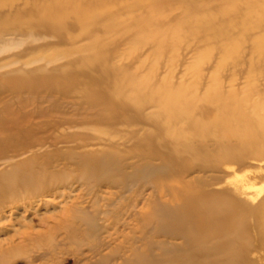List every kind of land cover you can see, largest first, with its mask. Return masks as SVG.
<instances>
[{"label":"rangeland","instance_id":"obj_1","mask_svg":"<svg viewBox=\"0 0 264 264\" xmlns=\"http://www.w3.org/2000/svg\"><path fill=\"white\" fill-rule=\"evenodd\" d=\"M225 166L264 182V0H0V264L179 263L201 202L247 263Z\"/></svg>","mask_w":264,"mask_h":264},{"label":"bare ground","instance_id":"obj_2","mask_svg":"<svg viewBox=\"0 0 264 264\" xmlns=\"http://www.w3.org/2000/svg\"><path fill=\"white\" fill-rule=\"evenodd\" d=\"M226 169L231 170V175L225 177L221 182L215 183L211 188L213 191L224 192L225 188H229L234 193L242 196L246 206L253 207L249 221L264 220V182L256 184L253 182L249 175V169L244 168L240 171H235L233 167L225 166ZM17 169H12L8 173L1 175L0 192L11 188L16 184L25 185L29 179L27 174L18 175ZM194 200L190 196L183 198V205L190 207ZM204 203V207L191 209L189 215L184 220V229L182 230L183 236L189 237L188 243L185 244H171L170 252L167 255H174V258L182 260L179 263L166 259L164 264H239L242 259H245L249 247L245 245L242 249L235 247V240L232 238L236 235V230L232 228V218L228 216H209L202 213V210L211 206V202ZM200 203V204H201ZM198 233L204 234L202 242H209L212 240L213 246L211 251L206 253L200 246L198 249L192 247L194 236ZM256 238V239H255ZM258 238L264 239L262 233L254 232L253 240ZM195 242H198L195 240ZM263 243V242H262ZM182 246V247H181ZM264 247V243H263ZM200 251L204 254H200ZM252 260H248L243 264H257L264 260V251H256L251 254ZM162 261V260H161ZM160 261V262H161ZM152 264V263H151Z\"/></svg>","mask_w":264,"mask_h":264}]
</instances>
